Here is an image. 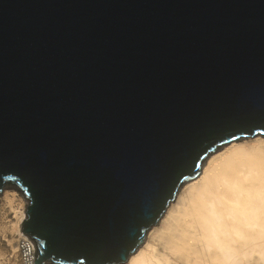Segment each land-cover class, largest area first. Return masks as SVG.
Here are the masks:
<instances>
[{
    "label": "water",
    "instance_id": "obj_1",
    "mask_svg": "<svg viewBox=\"0 0 264 264\" xmlns=\"http://www.w3.org/2000/svg\"><path fill=\"white\" fill-rule=\"evenodd\" d=\"M264 132V0H0V188L36 263L126 259L216 145Z\"/></svg>",
    "mask_w": 264,
    "mask_h": 264
},
{
    "label": "bare ground",
    "instance_id": "obj_2",
    "mask_svg": "<svg viewBox=\"0 0 264 264\" xmlns=\"http://www.w3.org/2000/svg\"><path fill=\"white\" fill-rule=\"evenodd\" d=\"M0 190V264H37L21 233L29 200L14 183ZM106 264H264V132L207 152L139 245Z\"/></svg>",
    "mask_w": 264,
    "mask_h": 264
},
{
    "label": "rangeland",
    "instance_id": "obj_3",
    "mask_svg": "<svg viewBox=\"0 0 264 264\" xmlns=\"http://www.w3.org/2000/svg\"><path fill=\"white\" fill-rule=\"evenodd\" d=\"M216 149H217V148H216ZM201 165H203V164H201ZM200 167H201V166H200ZM1 190H2V189H1ZM1 190H0V191H1ZM21 233H22V235L24 234V236L28 237L26 233L22 232V230H21ZM28 238H29V237H28ZM44 262H47V261H44ZM44 262H43V263H44ZM43 263H41V264H43ZM48 263H49V264H52L53 262L48 261Z\"/></svg>",
    "mask_w": 264,
    "mask_h": 264
},
{
    "label": "built area",
    "instance_id": "obj_4",
    "mask_svg": "<svg viewBox=\"0 0 264 264\" xmlns=\"http://www.w3.org/2000/svg\"><path fill=\"white\" fill-rule=\"evenodd\" d=\"M26 237V236H25ZM28 241H30V239L27 237Z\"/></svg>",
    "mask_w": 264,
    "mask_h": 264
}]
</instances>
